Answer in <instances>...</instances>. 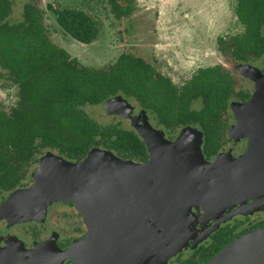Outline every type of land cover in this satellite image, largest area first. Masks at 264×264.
<instances>
[{
  "label": "trees",
  "instance_id": "1",
  "mask_svg": "<svg viewBox=\"0 0 264 264\" xmlns=\"http://www.w3.org/2000/svg\"><path fill=\"white\" fill-rule=\"evenodd\" d=\"M12 3L0 0V62L17 88V99L0 111V143L12 146L3 174L17 185L45 150L75 161L94 147L126 159H148L146 144L134 128L121 122L100 123L87 112L88 105L117 94L134 97L157 126L199 127L204 132L203 151L212 156L223 144L231 101L251 95L248 89H237L232 73L221 63L197 68L182 85L131 52H122L105 67L82 64L51 40L36 5L27 4L23 19L10 23ZM107 3L117 19L130 17L136 8V0ZM233 12L241 30L219 36L218 50L241 62L262 58L264 0H234ZM56 14L61 26L79 41L98 38V22L84 10L65 8Z\"/></svg>",
  "mask_w": 264,
  "mask_h": 264
},
{
  "label": "water",
  "instance_id": "2",
  "mask_svg": "<svg viewBox=\"0 0 264 264\" xmlns=\"http://www.w3.org/2000/svg\"><path fill=\"white\" fill-rule=\"evenodd\" d=\"M241 69L255 90L247 102L231 103L238 122L232 134L242 133L250 141L239 158L229 152L208 162L204 134L196 126L183 127L172 141L165 130L134 122L149 153L145 161L102 147L78 161L47 150L39 158L34 182L12 192L4 207L39 219L54 203L72 202L88 233L64 251L45 243L28 264H57L59 258L116 264L118 249L130 253L133 248L140 251L136 264L167 262L186 244L187 201L222 207L264 193V73L249 64ZM189 192L194 194L190 198ZM130 260L124 264H133ZM205 264H264V226L234 239Z\"/></svg>",
  "mask_w": 264,
  "mask_h": 264
},
{
  "label": "rangeland",
  "instance_id": "3",
  "mask_svg": "<svg viewBox=\"0 0 264 264\" xmlns=\"http://www.w3.org/2000/svg\"><path fill=\"white\" fill-rule=\"evenodd\" d=\"M27 2H35L43 9H47L49 4L58 9H82L98 22V38L91 43H84L61 28L54 13L46 10V24L51 30L52 41L88 66L105 67L122 52H131L154 63L159 71L170 75L177 85H182L197 68L221 63L232 73L239 89L247 85L252 87L251 80L241 73V64L257 68L263 64V57H250L249 61L241 62L217 48L219 36L228 37L241 30V24L233 12L234 0H136L135 12L123 19L114 17L107 0H15L8 18L10 23L23 18V8ZM16 93L15 86L2 87L1 84L0 102L3 108L8 109L15 104ZM86 110L103 124L121 122L125 128H133L134 122L145 128L151 126L164 131L155 125L148 109L136 98L123 94L110 97L100 104L88 105ZM231 116L229 114V122ZM120 117L130 119L132 124ZM236 124H229L226 143ZM37 166L38 163L30 167L27 180L34 179L33 173ZM55 205L50 208L51 212H56L62 206Z\"/></svg>",
  "mask_w": 264,
  "mask_h": 264
},
{
  "label": "flooded vegetation",
  "instance_id": "4",
  "mask_svg": "<svg viewBox=\"0 0 264 264\" xmlns=\"http://www.w3.org/2000/svg\"><path fill=\"white\" fill-rule=\"evenodd\" d=\"M14 2L15 0H13L12 3V11ZM27 4H29V2L24 5L23 14ZM30 4L36 5L39 9H41L44 26L51 38V30L46 24V10H51L57 19L56 10H62L65 8L58 9L49 4L47 9H43L35 2H31ZM58 24L61 26L59 22ZM62 27L63 26H61V28ZM261 62H263V64H260L259 68L264 73V56L261 59ZM0 69V86L1 84L2 87L15 86V84L8 80L7 69L4 68L1 62ZM251 83L252 87L247 85L245 86L246 88H244L245 90L248 89L251 92V95L246 99L235 98L231 101V103L233 101L247 102L255 90V83L253 81H251ZM242 88L243 87H240L238 90H241ZM231 103L228 111V127L225 131V137L221 148L212 156H208L203 151L208 162H214L219 155L229 152H231L229 155L230 157L239 158L245 154L249 147V138L242 133L232 134L231 137H228V143H226L228 135L226 132L229 129V124L231 126L234 123H238L232 112ZM3 109L5 108L2 107L0 102V111ZM229 114L232 115L230 117V122ZM149 116L153 118L150 112ZM120 118L129 121L132 124L130 119H124L123 117ZM155 125L157 126V124ZM158 128L162 127L158 126ZM163 129L165 130L166 137L175 141L179 137L183 126L173 130ZM198 129L200 128L198 127ZM11 147V145L3 146V144L0 143V264H28V262H31L35 258L36 251L40 247H45L43 246L45 243L48 242L51 244L46 246L47 248L54 246V248L59 251L67 250L73 241L81 240L87 235L88 227L85 223L83 215L77 210L76 205L72 202L60 201L54 203L49 207L47 214L39 219L19 214L18 209H7L4 207L12 192L20 187L30 186L34 182L32 177L31 178L33 180L31 181L26 179L28 177L27 174L21 184L17 185L15 184L16 181H11L7 174H3V168L6 164V160L13 155L10 153ZM183 189H187V187L180 188L181 191H183ZM192 195L194 194L189 192L188 198L192 197ZM55 204L62 206L56 212H51L50 208L54 207ZM185 204L187 205V212L189 213V225L182 236L183 240H186V244L183 246L182 250L170 257L167 262H160L158 264H205L234 239L246 232L264 226V193L249 197L245 202H234L222 207H215L214 205L209 206L199 201H187ZM139 254L140 251L137 252L136 248H133L130 253L123 251L122 249H118L116 264H124L130 259L133 264L141 262L135 260ZM125 256H129L130 258H125ZM57 264H75V262L70 258H59Z\"/></svg>",
  "mask_w": 264,
  "mask_h": 264
}]
</instances>
